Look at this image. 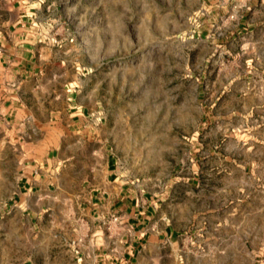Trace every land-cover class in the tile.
Here are the masks:
<instances>
[{
  "label": "rangeland",
  "instance_id": "obj_1",
  "mask_svg": "<svg viewBox=\"0 0 264 264\" xmlns=\"http://www.w3.org/2000/svg\"><path fill=\"white\" fill-rule=\"evenodd\" d=\"M18 20L24 25L15 31ZM82 133L91 145L104 140L122 178L140 190L185 173L194 150L198 158L210 149L263 158L264 0H0V202L12 186L7 170L23 156L34 163L29 154L54 135L67 184H93L80 143L69 159V141ZM225 162L217 172L199 165V185H224ZM244 193L230 190L227 202L224 190L211 191L194 201L196 238L178 242L181 251L165 263L264 264V222L254 206L262 200L245 204ZM73 209L59 208V222ZM26 243L39 252L33 239Z\"/></svg>",
  "mask_w": 264,
  "mask_h": 264
},
{
  "label": "crops",
  "instance_id": "obj_2",
  "mask_svg": "<svg viewBox=\"0 0 264 264\" xmlns=\"http://www.w3.org/2000/svg\"><path fill=\"white\" fill-rule=\"evenodd\" d=\"M20 6L17 15L24 17L27 13ZM23 25L21 22L15 31ZM22 61L29 71L32 62L25 57L18 62ZM16 91L19 104L29 110L31 106L21 99L23 90ZM77 117L82 129H89L84 115L78 113ZM95 125L98 126L97 122ZM69 143L74 156L71 160L77 159L80 143L93 184L89 183L87 188L67 184L70 179L66 160L59 163L63 157L55 135L42 150L35 148L29 154L34 163L26 162L27 156L21 153L22 164L7 170L13 175L12 186L0 202V264H166V259L181 251L178 242L196 238L191 231L199 211L193 202L209 197L211 191L224 190L227 202L233 198L230 190L239 188L246 192L239 199L245 204L253 197L261 199L254 206L264 222V210L259 209L264 208V157L260 154L250 153L240 159L233 153L210 149L198 158L199 152L194 150L185 173L176 172L166 183L147 185L140 190L137 184L122 178L118 158L105 148L104 140L91 145L89 135L82 133L73 135ZM222 159L226 160L222 169L228 177L225 184L200 186L199 165L208 163V170L217 172L215 164ZM77 172L80 173L73 169L72 174ZM236 172L241 179L235 178ZM250 191L256 195L248 194ZM83 194L85 197L81 198ZM69 207L74 208L71 216L66 213L59 222V208ZM74 213L84 222L81 224L86 226L84 233L79 232L81 226L73 223ZM11 239L17 240L16 253L9 249L13 245ZM27 239L34 240L39 252L26 251Z\"/></svg>",
  "mask_w": 264,
  "mask_h": 264
}]
</instances>
